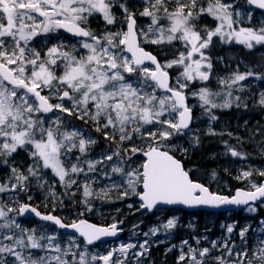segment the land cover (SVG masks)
<instances>
[{
    "label": "rangeland",
    "instance_id": "obj_1",
    "mask_svg": "<svg viewBox=\"0 0 264 264\" xmlns=\"http://www.w3.org/2000/svg\"><path fill=\"white\" fill-rule=\"evenodd\" d=\"M129 15L193 111L185 130L153 68L123 50ZM62 20L87 38L63 33ZM0 61L19 81L0 77V264H264V199L236 211L151 213L136 199L152 146L213 193L260 185L263 11L245 0H0ZM27 86L51 99V114ZM23 203L58 209L66 222L117 223L122 234L89 244L22 218Z\"/></svg>",
    "mask_w": 264,
    "mask_h": 264
},
{
    "label": "water",
    "instance_id": "obj_2",
    "mask_svg": "<svg viewBox=\"0 0 264 264\" xmlns=\"http://www.w3.org/2000/svg\"><path fill=\"white\" fill-rule=\"evenodd\" d=\"M247 1L255 8L264 10V0ZM60 27L63 31L78 38L88 36L87 29L73 21H61ZM124 50L131 56L134 65L149 64L154 67L151 79L156 82L158 87L167 92L181 108L178 113L177 127L186 129L192 120V111L187 106L184 95L170 87L169 76L162 69L156 54L139 45L133 16L127 18ZM0 75L10 85H18L13 71L1 62ZM28 91L35 97L39 110L46 114L52 111L47 98L31 87H28ZM67 96V93L63 94L64 98ZM142 155L145 159L141 171L143 175L142 192L137 195V200L142 202L140 210L152 212L157 208L181 207L186 210L203 209L222 212L241 208L264 198V180L261 186L255 190L237 188L231 196L215 194L211 193L204 184L192 181L183 169L181 161L171 153L151 147ZM19 212L23 217H33L42 222H49L63 231L76 233L89 244L117 239L122 233L116 223L101 226L86 219L67 223L59 216L43 213L28 203L22 204Z\"/></svg>",
    "mask_w": 264,
    "mask_h": 264
},
{
    "label": "trees",
    "instance_id": "obj_3",
    "mask_svg": "<svg viewBox=\"0 0 264 264\" xmlns=\"http://www.w3.org/2000/svg\"><path fill=\"white\" fill-rule=\"evenodd\" d=\"M151 50V49H150ZM251 61L252 62H254V61H260L261 60V58H259V57H255V56H251ZM217 113H219V111L216 109V114ZM68 121L70 122V123H72V122H78V121H75V120H73L71 117H69L68 118ZM83 127L85 128V129H87V130H91V128L87 125V124H85V125H83ZM98 136H100L101 134H100V132L97 134ZM100 147V145L98 146V148ZM197 149L194 147L193 148V151H192V156H193V158L195 159V155H194V153H195V151H196ZM185 163V162H184ZM193 163H195V164H197V165H200V163L196 160V161H193ZM192 177V176H191ZM192 179H195L196 180V178L195 177H192ZM37 207L41 210V211H44V212H50V211H52V212H54L55 214H56V210L55 209H51V208H49V209H44V208H42L41 206H38L37 205ZM57 214H58V209H57ZM36 221V220H35ZM38 224H40V225H48V224H45V223H41V222H38V221H36Z\"/></svg>",
    "mask_w": 264,
    "mask_h": 264
},
{
    "label": "bare ground",
    "instance_id": "obj_4",
    "mask_svg": "<svg viewBox=\"0 0 264 264\" xmlns=\"http://www.w3.org/2000/svg\"><path fill=\"white\" fill-rule=\"evenodd\" d=\"M219 58V57H218ZM217 62H219V61H217ZM262 87V86H261ZM263 88V87H262ZM254 103V102H253ZM248 104H251V103H248ZM251 105H253V104H251ZM248 107V106H247ZM246 108V107H245ZM243 109V108H242ZM255 111V110H254ZM257 113V112H256ZM238 115V114H237ZM253 115V114H252ZM261 114H259V116H260ZM258 116V115H257ZM252 118V117H251ZM248 120V119H247ZM264 125V124H263ZM102 130V129H101ZM208 155V154H207ZM214 158V157H213ZM207 159V158H206ZM203 162V161H202ZM201 173V172H200ZM111 206V205H110ZM119 208V207H118ZM116 209V208H115ZM130 220V219H129ZM169 261V260H168ZM172 262V261H171ZM168 263V262H167ZM174 263V262H173ZM160 264V263H159Z\"/></svg>",
    "mask_w": 264,
    "mask_h": 264
}]
</instances>
